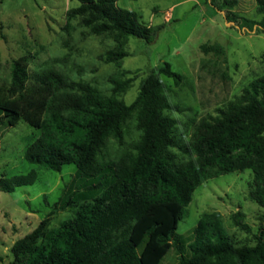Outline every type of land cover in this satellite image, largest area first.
<instances>
[{
    "label": "trees",
    "instance_id": "trees-1",
    "mask_svg": "<svg viewBox=\"0 0 264 264\" xmlns=\"http://www.w3.org/2000/svg\"><path fill=\"white\" fill-rule=\"evenodd\" d=\"M78 1L66 10V20L78 19L91 34L109 36L113 45L100 58L118 68L129 55V37L151 41L162 27L139 22L135 12L118 7L116 0ZM235 4L236 0H221L216 6L226 22L264 31V0H255L258 20L237 14L231 9ZM212 49L224 54L218 44ZM28 62L26 55L12 61L8 88L0 92V125L23 120L39 130L24 158L56 172L71 163L83 176L106 170L111 176L51 204L37 226L12 243L9 264H160L170 250L177 253L179 264H264V225L254 233L253 244H237L216 212L202 213L188 233L175 232L194 189L231 171L251 170L247 198L263 208L264 219V73L215 114L194 121L181 146L176 120L163 112L168 87L160 74L176 85L183 78L170 63L151 69L140 80L135 99L126 103L120 94L134 78H123L119 69L109 94L53 66L40 69L37 86L28 89ZM133 116L141 130L139 139L130 150L109 157V142L122 144ZM173 147L188 158L178 159ZM36 178L35 169L1 177L0 190L12 192ZM67 207L75 208L73 216L48 229L50 216ZM231 219L249 229L243 212L237 210Z\"/></svg>",
    "mask_w": 264,
    "mask_h": 264
},
{
    "label": "rangeland",
    "instance_id": "rangeland-1",
    "mask_svg": "<svg viewBox=\"0 0 264 264\" xmlns=\"http://www.w3.org/2000/svg\"><path fill=\"white\" fill-rule=\"evenodd\" d=\"M78 4V0H0V92L8 88L12 61L26 55L28 89L37 86L36 73L40 69L53 66L109 94L119 69L123 78H134L120 94L126 103H131L140 80L151 69L168 62L183 78L176 85L172 78L160 74L168 87V107L163 112L176 120L175 135L184 146L194 121L205 114H215L251 79L264 73V31L256 33L254 27L252 31L239 29L226 22L216 7L221 0H116L118 7L135 12L139 22L162 25L151 41L129 37V55L119 68L100 58L113 45L109 36L91 34L78 19L66 20V10ZM231 9L246 18L261 17L255 0H236ZM215 44L224 49V54H215ZM38 135L39 130L23 120L14 126L0 125V178L37 171L32 184L18 186L12 192L0 190V264H9L13 259L12 243L35 228L51 204L111 176L108 170L93 177L83 176L71 163L60 172L29 163L24 151ZM140 135L133 116L124 128L122 144L111 140L105 153L113 157L130 150ZM171 150L178 159L188 158L178 147ZM251 175V170L245 169L203 181L194 189L175 232L188 233L202 213L216 212L237 244H253L254 233L264 225V219L263 208L247 198ZM237 210L244 213L248 230L233 224L231 215ZM74 211V207L57 210L50 216L47 228L57 227ZM160 264H179L175 250H170Z\"/></svg>",
    "mask_w": 264,
    "mask_h": 264
}]
</instances>
